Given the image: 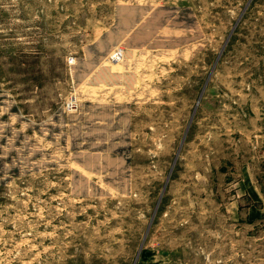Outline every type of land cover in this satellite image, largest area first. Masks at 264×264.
Instances as JSON below:
<instances>
[{"label":"rangeland","instance_id":"374dc122","mask_svg":"<svg viewBox=\"0 0 264 264\" xmlns=\"http://www.w3.org/2000/svg\"><path fill=\"white\" fill-rule=\"evenodd\" d=\"M0 264H264V0H0Z\"/></svg>","mask_w":264,"mask_h":264},{"label":"built area","instance_id":"2783aa9c","mask_svg":"<svg viewBox=\"0 0 264 264\" xmlns=\"http://www.w3.org/2000/svg\"><path fill=\"white\" fill-rule=\"evenodd\" d=\"M117 55H115V57H116Z\"/></svg>","mask_w":264,"mask_h":264}]
</instances>
